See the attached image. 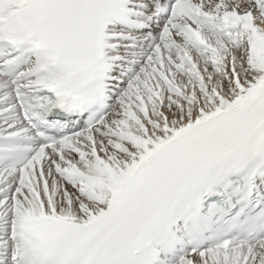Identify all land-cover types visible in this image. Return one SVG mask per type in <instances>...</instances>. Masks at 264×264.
Wrapping results in <instances>:
<instances>
[{
  "label": "snow or ice",
  "instance_id": "1",
  "mask_svg": "<svg viewBox=\"0 0 264 264\" xmlns=\"http://www.w3.org/2000/svg\"><path fill=\"white\" fill-rule=\"evenodd\" d=\"M0 264H264V0H0Z\"/></svg>",
  "mask_w": 264,
  "mask_h": 264
}]
</instances>
